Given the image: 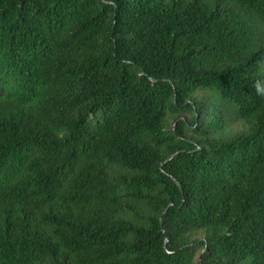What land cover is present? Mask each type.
<instances>
[{
	"label": "trees",
	"instance_id": "trees-1",
	"mask_svg": "<svg viewBox=\"0 0 264 264\" xmlns=\"http://www.w3.org/2000/svg\"><path fill=\"white\" fill-rule=\"evenodd\" d=\"M0 264H264V0H0Z\"/></svg>",
	"mask_w": 264,
	"mask_h": 264
}]
</instances>
